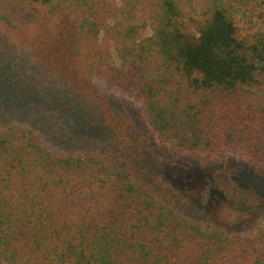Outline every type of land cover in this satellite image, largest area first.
I'll return each instance as SVG.
<instances>
[{
    "label": "trees",
    "instance_id": "obj_1",
    "mask_svg": "<svg viewBox=\"0 0 264 264\" xmlns=\"http://www.w3.org/2000/svg\"><path fill=\"white\" fill-rule=\"evenodd\" d=\"M182 1L0 0V22L45 31L60 11L74 13L68 78L82 69L133 96L170 150L231 151L264 169V0H206L198 18L185 17ZM100 32L118 65L96 46ZM30 54L18 61L49 82L16 83L0 64V264H264V219L243 236L213 227L216 206L259 208V191L243 179L248 168L217 166L200 177L194 204L209 213L201 230L155 201L187 206L167 178L131 177L126 137L108 114L81 111L87 102L74 83L54 85ZM52 120L64 129L53 134Z\"/></svg>",
    "mask_w": 264,
    "mask_h": 264
},
{
    "label": "rangeland",
    "instance_id": "obj_2",
    "mask_svg": "<svg viewBox=\"0 0 264 264\" xmlns=\"http://www.w3.org/2000/svg\"><path fill=\"white\" fill-rule=\"evenodd\" d=\"M205 1H182L181 9H183L185 17H200L197 15H199L198 12ZM76 21L77 16L65 10L60 11L50 19L45 31L41 29L26 31L8 27L0 22V64L4 62L7 64L8 72L13 76L12 81L16 83L27 82L34 77L33 82L36 84L43 85L49 82L48 79L43 78L47 77L42 72L37 73L33 68L28 69V66L18 61L21 54L25 55L26 52L31 53L30 55L34 57L35 61H39L46 70L50 71L49 79L53 77L57 81L53 82L54 85L57 83L61 89H64L62 83L66 87V79L73 82V89L77 93L76 97H81L87 102L80 106V110L94 109L96 111L97 109L104 114L107 113L109 122L117 126L122 134L124 133L125 142L128 145V152L124 153V156L129 158L127 162L131 177L145 181H162L167 178L173 185L174 191L180 193L183 201L188 203L187 206L181 211L172 204H169L171 207L166 205L159 197L154 196L155 201L167 206L177 216L198 226L201 230H208L203 222L205 217L203 213H209L206 212L207 209L197 208L194 204L195 191L198 189L200 177L205 179L206 170L209 171L217 166L248 168L247 170L251 174H247L248 176L243 179L246 181L245 183L252 185L259 191L262 197L259 208L249 212H236L225 206H216L212 216L215 220L213 227H217L226 233H235L241 236L253 233L255 225H260L264 219V191L261 189V186L264 185L261 183L264 182V169L261 168L256 172L255 169L247 166L248 164L243 158L231 151H226L219 156H206L200 153L170 150L167 145L154 139L149 127L140 119L137 111L139 101L133 96L107 88L103 83H99L83 72L82 69L75 72L72 78H68L67 74H64V68L67 70V66L73 67L75 61L64 44V38L70 34L72 24ZM135 21L142 27L141 34L150 33L149 29L144 26L145 16L143 14H138ZM96 46L108 51L110 63L114 65L120 63L121 59L117 55L114 45L107 40L102 32L99 33ZM54 87L61 90L59 87ZM91 105L97 107L94 108ZM44 112L46 113V111ZM40 113L42 114V112ZM99 113H97L98 118L102 116ZM52 122H54L53 134L57 130L64 129L57 126V124L62 126L58 121L52 120ZM50 150L54 153H64V149L56 146H52ZM150 192L153 193L152 190Z\"/></svg>",
    "mask_w": 264,
    "mask_h": 264
}]
</instances>
